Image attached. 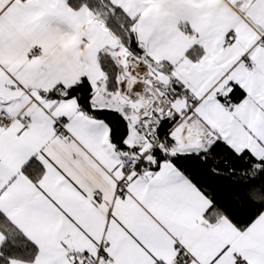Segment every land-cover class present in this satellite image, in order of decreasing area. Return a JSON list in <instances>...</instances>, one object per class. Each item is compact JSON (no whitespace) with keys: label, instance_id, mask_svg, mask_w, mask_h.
<instances>
[{"label":"snow or ice","instance_id":"6c2138e0","mask_svg":"<svg viewBox=\"0 0 264 264\" xmlns=\"http://www.w3.org/2000/svg\"><path fill=\"white\" fill-rule=\"evenodd\" d=\"M0 264H264V0H0Z\"/></svg>","mask_w":264,"mask_h":264},{"label":"trees","instance_id":"16d2710c","mask_svg":"<svg viewBox=\"0 0 264 264\" xmlns=\"http://www.w3.org/2000/svg\"><path fill=\"white\" fill-rule=\"evenodd\" d=\"M204 180L208 190L215 195L218 203L235 217L242 218L248 215L251 205L243 204V207L241 206L246 195L242 187L233 185L227 179L205 177Z\"/></svg>","mask_w":264,"mask_h":264}]
</instances>
